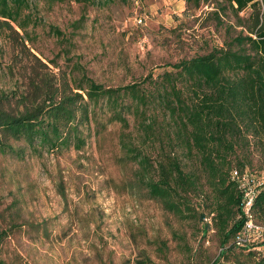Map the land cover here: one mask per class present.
Instances as JSON below:
<instances>
[{
	"label": "trees",
	"instance_id": "obj_1",
	"mask_svg": "<svg viewBox=\"0 0 264 264\" xmlns=\"http://www.w3.org/2000/svg\"><path fill=\"white\" fill-rule=\"evenodd\" d=\"M116 1L126 0L39 3L96 9ZM184 1L186 12L215 7L211 15L226 31L223 44L183 59L174 71L156 79L148 76L146 85L108 88L88 77L78 63L66 59L62 70L53 61L51 69L32 54L37 29L48 28L60 41L66 39L59 28L42 23L38 2L0 0V33L23 57L22 65L17 56L13 60L21 67V87L0 96V155L24 160L27 155L80 153L89 144L92 124L96 135L106 129L103 114L108 124L120 126L123 156L116 157V163L137 169L125 188L160 203L181 221H195L203 241L214 232L220 253L210 264H264V183L247 172L237 156L250 138L264 154V0ZM228 15L234 17V25L223 20ZM131 118L137 140L129 132ZM178 148L185 150V159L196 165L195 171L185 168ZM234 171L249 183H261L254 188L248 214ZM249 221L261 230L238 244ZM8 235L0 232V247ZM161 247L165 251L166 244ZM0 264L5 263L0 260Z\"/></svg>",
	"mask_w": 264,
	"mask_h": 264
},
{
	"label": "rangeland",
	"instance_id": "obj_2",
	"mask_svg": "<svg viewBox=\"0 0 264 264\" xmlns=\"http://www.w3.org/2000/svg\"><path fill=\"white\" fill-rule=\"evenodd\" d=\"M213 11L215 7L205 6L186 12L184 0L116 1L96 9L75 3L50 8L40 2L42 23L59 28L66 39L60 41L48 28L37 29L31 52L51 69L53 61L62 70L68 60L78 63L88 77L108 88L145 84L148 76L156 79L174 71L183 59L223 44L225 27L218 25ZM223 20L235 24L232 16ZM14 56L22 65L23 57L0 33V96L22 85ZM101 119L106 129L96 135L92 124L89 144L80 153L27 155L24 160L0 155V232L9 233L0 247V260L5 264L213 262L220 253L214 232L203 241L195 221H181L160 203L124 187L137 169L116 163L115 158L123 156L120 126L108 124L103 114ZM130 124L129 132L136 138L132 118ZM248 144L237 156L245 170L264 183V154L251 138ZM177 152L187 163L185 168L195 171L185 150Z\"/></svg>",
	"mask_w": 264,
	"mask_h": 264
},
{
	"label": "built area",
	"instance_id": "obj_3",
	"mask_svg": "<svg viewBox=\"0 0 264 264\" xmlns=\"http://www.w3.org/2000/svg\"><path fill=\"white\" fill-rule=\"evenodd\" d=\"M233 179L239 182L240 188L244 191V208L248 214L254 202V188L255 186H260L261 183L257 180H252L251 183H249L248 178L244 175L241 176L237 171L233 172ZM256 230L260 231L261 228L254 225L252 221L247 222L243 233L239 237L238 244L246 243L249 234Z\"/></svg>",
	"mask_w": 264,
	"mask_h": 264
}]
</instances>
